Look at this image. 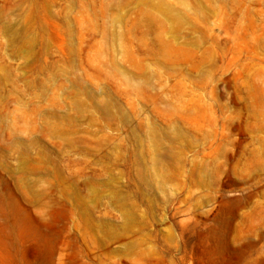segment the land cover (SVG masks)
<instances>
[{
  "label": "rangeland",
  "instance_id": "rangeland-1",
  "mask_svg": "<svg viewBox=\"0 0 264 264\" xmlns=\"http://www.w3.org/2000/svg\"><path fill=\"white\" fill-rule=\"evenodd\" d=\"M6 264H264V0H0Z\"/></svg>",
  "mask_w": 264,
  "mask_h": 264
},
{
  "label": "bare ground",
  "instance_id": "bare-ground-1",
  "mask_svg": "<svg viewBox=\"0 0 264 264\" xmlns=\"http://www.w3.org/2000/svg\"><path fill=\"white\" fill-rule=\"evenodd\" d=\"M0 264H6V257L1 247H0Z\"/></svg>",
  "mask_w": 264,
  "mask_h": 264
}]
</instances>
